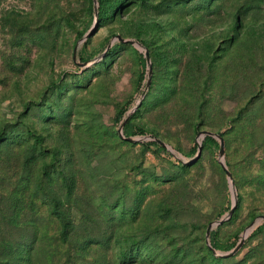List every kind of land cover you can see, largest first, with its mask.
<instances>
[{
  "label": "rangeland",
  "instance_id": "obj_1",
  "mask_svg": "<svg viewBox=\"0 0 264 264\" xmlns=\"http://www.w3.org/2000/svg\"><path fill=\"white\" fill-rule=\"evenodd\" d=\"M98 5L0 0V261L264 264V0Z\"/></svg>",
  "mask_w": 264,
  "mask_h": 264
},
{
  "label": "trees",
  "instance_id": "obj_2",
  "mask_svg": "<svg viewBox=\"0 0 264 264\" xmlns=\"http://www.w3.org/2000/svg\"><path fill=\"white\" fill-rule=\"evenodd\" d=\"M98 2H99V5H98V6L101 7V6L103 5V3H104V0H98ZM99 9H100V8H99ZM123 131H124L125 134H129V135H131V133L134 132V131L131 129V124H130L128 121H124ZM137 132H138V133H143V129L140 128V127H137L135 133H137ZM203 142H204V143H215L216 140L214 139V137H213L212 135L205 134V136H204V138H203ZM149 143L156 144L159 148H161V149H165V146L162 145L161 143H159V142H158L157 140H155V139L149 141ZM211 246H212L213 248H216V247H217V243H216L215 241H213L212 244H211ZM208 247H209V252L211 253V256L215 258L216 262H217L218 264H222V263H224L223 259H221V258L224 257V256H222V255H220V256L213 255V254H214L213 250L211 249L210 246H208ZM225 257H228V256H225ZM0 264H2V261H0Z\"/></svg>",
  "mask_w": 264,
  "mask_h": 264
},
{
  "label": "water",
  "instance_id": "obj_3",
  "mask_svg": "<svg viewBox=\"0 0 264 264\" xmlns=\"http://www.w3.org/2000/svg\"><path fill=\"white\" fill-rule=\"evenodd\" d=\"M122 127V126H121ZM121 127L119 128L120 130H121ZM204 134H209V135H214V134H212L211 132H209V131H204L203 132ZM215 135H218L219 136V138H220V142H219V145H220V147H219V153L220 154H222L223 152H224V145H223V140H222V136H220L218 133H215ZM127 139H130V140H133V139H136V138H132L131 136H125ZM156 140L159 142V143H161L162 145H164V143H163V141L162 140H160V139H158V138H156ZM200 150H201V144H197V153H196V155H195V157H193L191 160H196L198 157H199V155H200ZM221 162V166H222V168L224 169V171H225V173L230 177L231 176V173H230V171L228 170V168H227V166H226V164L223 162V161H220ZM234 210V205H231V207H230V212H229V215H230V213L232 212ZM227 217H222V218H220V219H218L217 221H216V223H219V222H222L224 219H226ZM210 223H209V227H210ZM209 227H208V229H207V232L209 231ZM246 234V233H245ZM209 246L211 247V249L213 250V252H215V248H213L212 246H211V244H209ZM237 248H238V245H236L232 250H230V251H228V252H226V253H219V255H222V256H230V255H232L236 250H237Z\"/></svg>",
  "mask_w": 264,
  "mask_h": 264
}]
</instances>
